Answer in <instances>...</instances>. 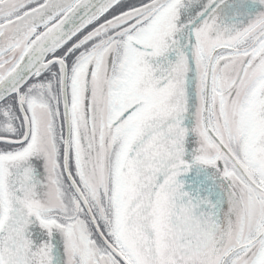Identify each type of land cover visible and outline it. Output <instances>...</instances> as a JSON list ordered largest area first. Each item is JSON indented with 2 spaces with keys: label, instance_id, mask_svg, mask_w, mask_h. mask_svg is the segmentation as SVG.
Returning <instances> with one entry per match:
<instances>
[{
  "label": "snow or ice",
  "instance_id": "6c2138e0",
  "mask_svg": "<svg viewBox=\"0 0 264 264\" xmlns=\"http://www.w3.org/2000/svg\"><path fill=\"white\" fill-rule=\"evenodd\" d=\"M0 264H264V0H0Z\"/></svg>",
  "mask_w": 264,
  "mask_h": 264
}]
</instances>
